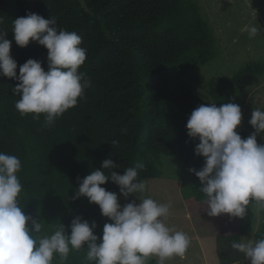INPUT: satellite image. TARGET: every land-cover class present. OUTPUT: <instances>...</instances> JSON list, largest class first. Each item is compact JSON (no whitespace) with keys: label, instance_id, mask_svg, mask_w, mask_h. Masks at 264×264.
Wrapping results in <instances>:
<instances>
[{"label":"trees","instance_id":"trees-1","mask_svg":"<svg viewBox=\"0 0 264 264\" xmlns=\"http://www.w3.org/2000/svg\"><path fill=\"white\" fill-rule=\"evenodd\" d=\"M0 0V31L12 41L11 55L19 68L28 59L42 61L48 69V50L32 40L21 47L14 40L12 22L29 12L56 20L57 30L82 37L86 60L79 72L91 86L75 107L45 126V114L21 116L15 108L20 95L12 89L20 83L0 76V152L17 156L22 164L17 176L22 184L18 204L26 215L42 223L39 235H51L63 223L70 234L72 219L79 215L95 221L102 238L106 217L87 197L73 199L80 180L111 158L124 174L136 168L137 180L164 175L161 155L183 158L181 170L193 177L189 209L206 213L207 197L190 168L205 162L195 153L199 139L188 136L187 121L201 104L237 103V96L264 79V59L245 62L232 75L213 77L206 83L209 99L197 94L187 79L221 52L215 29L202 12L200 0ZM236 131L247 138L255 129ZM115 142V143H113ZM142 164L143 168L137 167ZM106 175L110 170L102 169ZM78 177L80 179H78ZM120 193L109 180L101 185ZM183 186V185H182ZM184 187V186H183ZM253 203V202H250ZM262 208V207H261ZM219 234L221 264L242 261L244 254L231 247L251 231L253 218L247 206L243 218L214 217ZM264 238V208L255 239ZM87 246L72 250L63 264L86 262ZM52 264H61L54 255ZM147 264H157L152 257Z\"/></svg>","mask_w":264,"mask_h":264},{"label":"clouds","instance_id":"clouds-1","mask_svg":"<svg viewBox=\"0 0 264 264\" xmlns=\"http://www.w3.org/2000/svg\"><path fill=\"white\" fill-rule=\"evenodd\" d=\"M55 25L53 17L45 19L32 12L13 20L17 45L26 47L34 40L48 50L47 71L42 61L30 58L20 66L19 75L17 61L11 55L12 41L5 38L7 32L0 31V76L20 82L12 89L20 95L15 108L21 116L35 114V119L45 114V126H51L56 118L75 107L91 86L86 74L79 72L86 60V49L80 46L82 37L74 31L57 30ZM245 30L250 38L264 31L259 25L246 26ZM241 121V107L229 102L219 107L215 103L201 104L186 124L188 136L199 139L196 155L205 158L200 170L189 171L200 180L199 191L207 197L210 217L229 214L243 218L250 202L264 208V145L257 142V135L264 133V110H253L249 124L255 131L246 139L236 131ZM21 167L17 156L0 152V264H52L54 255L63 264L70 251H79L85 245L86 262L95 264H147L152 257L158 258L157 264H166L173 257H184L189 237L165 223L169 203L143 195L148 184L146 180L137 182L136 168L128 167L119 174L114 169L120 166L108 158L101 168L80 180L73 199L87 197L111 221L105 223L101 238L94 232L96 222L89 223L79 215L71 221L70 234L60 223L51 235H39L41 221L26 215L18 204L22 184L17 173ZM102 169L110 170V174ZM109 180L119 186L125 199L135 193L140 202L132 200L122 206L117 193L101 186ZM231 247L243 253L251 264H264V238L233 241Z\"/></svg>","mask_w":264,"mask_h":264},{"label":"rangeland","instance_id":"rangeland-1","mask_svg":"<svg viewBox=\"0 0 264 264\" xmlns=\"http://www.w3.org/2000/svg\"><path fill=\"white\" fill-rule=\"evenodd\" d=\"M202 12L216 31L221 48L220 54L202 68L192 71L188 81L197 94L209 99L206 83L213 77L232 75L245 62L264 59V31L250 38L246 26L259 25L264 30V0H200ZM34 0H30L32 5ZM242 110L241 130H249L248 123L253 110H264V79L248 86V89L237 96V103ZM257 142L264 145V133L257 135ZM164 164V175L146 180L150 196L160 203L171 205L170 214L165 223L189 237V247L183 258L173 257L166 264H221V247L219 234L216 231L214 217L206 213H197L189 209L186 199L192 197L193 177L181 170L183 158L161 155ZM140 180H137V182ZM184 187H183V186ZM188 194V197H187ZM119 203L123 206L132 200L140 201L136 194L125 199L118 193ZM250 214L253 218L251 231L242 235V239H255L262 220V208L255 202L250 203ZM106 222H111L106 217ZM158 259L157 257H155ZM233 264H251L243 258Z\"/></svg>","mask_w":264,"mask_h":264}]
</instances>
